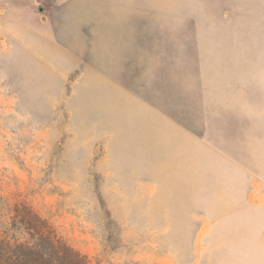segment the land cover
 I'll return each mask as SVG.
<instances>
[{
	"label": "rangeland",
	"instance_id": "rangeland-1",
	"mask_svg": "<svg viewBox=\"0 0 264 264\" xmlns=\"http://www.w3.org/2000/svg\"><path fill=\"white\" fill-rule=\"evenodd\" d=\"M21 204L87 264H264V0H0Z\"/></svg>",
	"mask_w": 264,
	"mask_h": 264
},
{
	"label": "trees",
	"instance_id": "trees-1",
	"mask_svg": "<svg viewBox=\"0 0 264 264\" xmlns=\"http://www.w3.org/2000/svg\"><path fill=\"white\" fill-rule=\"evenodd\" d=\"M0 264H87L58 237L32 206L16 205L6 236L0 237Z\"/></svg>",
	"mask_w": 264,
	"mask_h": 264
}]
</instances>
